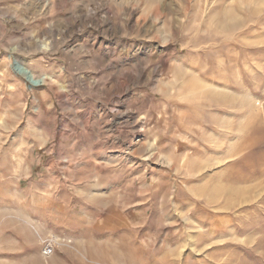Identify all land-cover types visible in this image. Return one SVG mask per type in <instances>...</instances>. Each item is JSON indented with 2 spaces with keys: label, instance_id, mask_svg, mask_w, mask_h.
Segmentation results:
<instances>
[{
  "label": "rangeland",
  "instance_id": "obj_1",
  "mask_svg": "<svg viewBox=\"0 0 264 264\" xmlns=\"http://www.w3.org/2000/svg\"><path fill=\"white\" fill-rule=\"evenodd\" d=\"M0 264H264V0H0Z\"/></svg>",
  "mask_w": 264,
  "mask_h": 264
},
{
  "label": "bare ground",
  "instance_id": "obj_2",
  "mask_svg": "<svg viewBox=\"0 0 264 264\" xmlns=\"http://www.w3.org/2000/svg\"><path fill=\"white\" fill-rule=\"evenodd\" d=\"M15 69H16L17 72L23 74L24 76H27L28 79L33 82V86H38V84H40L42 82V81H39V80L36 81L35 79L31 80L32 76L29 73V71L27 69H25L24 67H21L19 64L15 67Z\"/></svg>",
  "mask_w": 264,
  "mask_h": 264
},
{
  "label": "built area",
  "instance_id": "obj_3",
  "mask_svg": "<svg viewBox=\"0 0 264 264\" xmlns=\"http://www.w3.org/2000/svg\"><path fill=\"white\" fill-rule=\"evenodd\" d=\"M55 253V249L52 245V241H49L47 244H45L44 249H43V255L44 257H52Z\"/></svg>",
  "mask_w": 264,
  "mask_h": 264
}]
</instances>
